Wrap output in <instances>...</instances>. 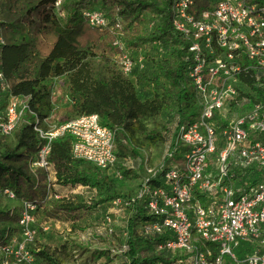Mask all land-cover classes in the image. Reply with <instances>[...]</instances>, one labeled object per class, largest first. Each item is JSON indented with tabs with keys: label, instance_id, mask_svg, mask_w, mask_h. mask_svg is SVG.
<instances>
[{
	"label": "built area",
	"instance_id": "1",
	"mask_svg": "<svg viewBox=\"0 0 264 264\" xmlns=\"http://www.w3.org/2000/svg\"><path fill=\"white\" fill-rule=\"evenodd\" d=\"M171 11L174 28L190 41L188 77L200 111L176 123L167 162L141 179L137 199L157 218L142 225V232L169 233L158 250L181 253L174 264H264V177H259L264 173V102L254 101L256 93L240 79L248 74L256 87L264 88V6L245 0H173ZM83 16L91 26L113 34L118 67L136 82L144 51L127 45L122 19L111 24L100 8L84 10ZM0 42L4 44L3 37ZM150 46L157 50L155 59L162 58L163 43ZM30 99L12 92L0 68V134L32 124L43 140L31 170L50 172L55 183L52 144L68 134L75 157L123 177L115 169V131L98 114L52 124L50 116L31 107ZM5 194L14 198L8 189ZM20 215L21 233L0 247V264H36L29 249L37 236L36 206L24 201ZM235 247L241 248L239 255Z\"/></svg>",
	"mask_w": 264,
	"mask_h": 264
},
{
	"label": "trees",
	"instance_id": "2",
	"mask_svg": "<svg viewBox=\"0 0 264 264\" xmlns=\"http://www.w3.org/2000/svg\"><path fill=\"white\" fill-rule=\"evenodd\" d=\"M55 2L0 0V16L3 17L0 18V37L5 40L4 44L0 42V68L12 92L30 97L31 107L40 115H48L45 109L51 102L47 82L70 73L69 98L57 116L58 123L96 113L103 125L115 131V153L119 162L128 157H135L136 162L139 160L138 149L124 144L120 137L138 115L140 101L135 81L118 67L113 34L91 26L83 16L84 10L94 8L102 9L111 24L117 18L122 19L125 40L130 48L153 42L166 46L162 58L150 59L148 70L151 69V75L137 74L136 77V84L149 85L153 90V99L147 102L149 106L178 116L177 122L198 115L200 107L188 77L192 63L190 41L174 28L173 0H64L59 7ZM245 3L264 6V0H245ZM240 79L256 93V98L248 96L256 102H264V88L256 87L254 77L241 74ZM261 139L264 142V135ZM42 143L32 124H20L9 135L0 134V197L4 196L9 202L16 200L19 205L21 201V206L24 201H30L36 206V214L43 210L47 219L62 217L74 229L83 213L104 209L120 201L130 209L123 264H174L183 257L179 252L170 256L158 250V245L170 237L169 233L142 232V225L157 218L146 212L136 193L122 192L116 184L133 169L131 166L118 162L115 169L123 176L118 178L107 169L75 157L72 136L65 134L52 144L49 159L56 171L54 184L72 189L82 186L96 193L89 199L70 194L55 198L58 193L53 186L49 187L46 171L39 170L34 174L31 170V162ZM140 166L138 163L134 168ZM123 168L127 169L126 173L122 172ZM259 177H264V173H259ZM6 189L14 194V199L6 196ZM21 206L0 202V247L13 237H19ZM36 229L37 236L29 244L36 264H79L73 251L86 250L85 247L70 241L61 245L48 244L45 238L36 245L37 237L43 233ZM98 254L109 257L106 251ZM226 264L232 263L227 260Z\"/></svg>",
	"mask_w": 264,
	"mask_h": 264
},
{
	"label": "rangeland",
	"instance_id": "3",
	"mask_svg": "<svg viewBox=\"0 0 264 264\" xmlns=\"http://www.w3.org/2000/svg\"><path fill=\"white\" fill-rule=\"evenodd\" d=\"M0 18L2 19L3 17L0 16ZM140 49L144 51V67L142 69L138 67L136 72L137 74L151 75V69L148 70L151 65L150 59L157 58V50L150 45L142 46ZM164 54H166L165 45L162 56ZM71 77L70 73H66L63 78L52 79L47 82L50 86L51 102L48 103L45 112H48L52 124H58L57 116L67 105ZM135 85L140 101L138 115L131 122L130 127L125 129L123 133H120V137L124 144L127 145L129 143L138 149L140 156L137 162L135 157H128L121 161L122 165L131 166L133 169H130L127 176L116 183L120 191L133 195L137 194L139 190L138 185L143 176L153 173L158 168V163L167 162L165 160L166 149L178 120V116L170 114L165 109L149 106L147 102L152 100L154 96L153 90L149 85L141 86L136 84V82ZM138 163H141V166L134 168L135 164L137 166ZM39 170L43 169H34L32 172L38 174ZM43 171L45 172L46 170ZM122 172L126 173L127 169L123 168ZM47 178L49 184L51 180V183H54L55 177L53 174L48 172ZM53 188H55L60 196L70 194L69 196L77 195L81 198L89 199L91 195L94 196L95 194L94 190L86 187L83 188L82 186L72 189L61 188L57 184ZM0 202L2 204L10 203L17 207L21 206V201L19 205L18 201L13 200L9 202L4 196L0 197ZM129 217L130 209L126 204L119 201L107 206V208L83 213L81 220L77 223L78 227L74 229L72 224L61 219L62 217H60L61 220L58 217L47 219L43 210H40L35 216V227L41 229L43 233L37 237L39 239L36 241V245L39 244V240L42 238H45L48 244L54 245H61L65 241L75 242L77 245L86 248V250L76 249L73 251L74 259L79 264H123L125 261L124 255L127 250L126 235ZM102 251L108 252L109 257H99L100 254L98 252ZM239 251H241V248H234V252L238 255ZM167 255L171 256L172 253Z\"/></svg>",
	"mask_w": 264,
	"mask_h": 264
},
{
	"label": "crops",
	"instance_id": "4",
	"mask_svg": "<svg viewBox=\"0 0 264 264\" xmlns=\"http://www.w3.org/2000/svg\"><path fill=\"white\" fill-rule=\"evenodd\" d=\"M83 188H85V187H83ZM95 191V190H94ZM95 193H96V191H95ZM95 195V194H94ZM91 197H92V195H91Z\"/></svg>",
	"mask_w": 264,
	"mask_h": 264
}]
</instances>
